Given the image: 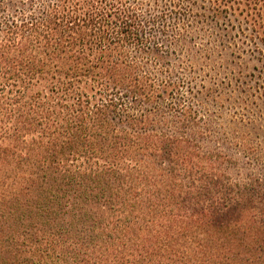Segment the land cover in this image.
<instances>
[{
	"label": "trees",
	"instance_id": "1",
	"mask_svg": "<svg viewBox=\"0 0 264 264\" xmlns=\"http://www.w3.org/2000/svg\"><path fill=\"white\" fill-rule=\"evenodd\" d=\"M17 7L1 22L24 39H0V264H264L261 179L232 181L202 148L184 81L143 74L133 52L164 57L139 4Z\"/></svg>",
	"mask_w": 264,
	"mask_h": 264
},
{
	"label": "rangeland",
	"instance_id": "2",
	"mask_svg": "<svg viewBox=\"0 0 264 264\" xmlns=\"http://www.w3.org/2000/svg\"><path fill=\"white\" fill-rule=\"evenodd\" d=\"M19 1L0 0L4 43L24 39L21 27L12 31L1 24L17 13ZM135 1L153 20L149 32L164 57L133 52L143 74L184 81L175 101L198 113L199 144L220 156L219 168L232 181L261 179L264 189V0H182L179 10L171 0ZM8 121L0 113V142L14 132L4 128Z\"/></svg>",
	"mask_w": 264,
	"mask_h": 264
}]
</instances>
